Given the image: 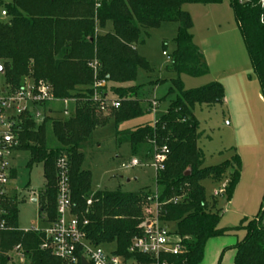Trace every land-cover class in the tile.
I'll use <instances>...</instances> for the list:
<instances>
[{
	"label": "trees",
	"instance_id": "1",
	"mask_svg": "<svg viewBox=\"0 0 264 264\" xmlns=\"http://www.w3.org/2000/svg\"><path fill=\"white\" fill-rule=\"evenodd\" d=\"M223 1L12 0L5 7L7 21L0 22V73L6 88L16 90L22 79L31 77L50 83L57 100H77L70 119L45 117L40 126L35 128L26 123L19 133L18 150L29 154L28 166L42 164L44 188L39 212L45 215V222H53L57 217L55 162L65 156L69 163L72 212L81 222H87V238L97 245H113L114 254L124 260H135L139 264L151 262L146 256L130 254L128 249L131 240L141 234L138 226L143 208L153 196L145 190L92 195L89 191L91 175L82 169L83 150L89 146L92 133L106 124L97 117L98 103L93 101V85L103 81L104 87L99 90L107 95L108 85H111L110 89L120 101V107L112 110L116 128L142 117L145 87L152 90L170 85L159 102L175 96L167 112L158 114L152 125L117 131L115 135L116 143L127 144L134 156L146 147L144 161L154 158L163 148L168 151L162 170L155 176V187L161 192L157 198L158 215L167 227L174 226L170 229L171 235L180 241L182 252L162 255L159 264H200L209 240L236 230L218 228L219 213L213 211L214 206H208L202 182H227L222 198L229 202L240 180V158L234 155L221 165L203 167L204 156L198 148L199 122L194 116L196 106L222 104L224 89L221 84L212 83L184 90L180 81L181 75L199 78L208 73L204 58L192 41L191 18L182 11V6L214 5ZM227 1L264 98V0ZM108 23L111 31L98 34L97 30H103ZM163 24L177 26L170 63L165 67V72L175 78L150 80L139 85V71L150 74L152 69L137 53V46L143 45L150 32ZM92 63L98 66L96 74L90 67ZM76 87L89 89L72 97L70 93L75 92ZM49 122L55 142L52 149L46 141ZM10 176L15 180V171ZM173 199H178V203H171ZM88 200L91 201L89 206ZM3 209L7 229L0 235V264H9V253L17 248L26 258L23 264H64L48 250L41 249L42 232L19 230L16 196L5 198ZM256 217L259 220L243 223L241 229L245 237L233 247V264H264V227L261 224L264 193Z\"/></svg>",
	"mask_w": 264,
	"mask_h": 264
},
{
	"label": "rangeland",
	"instance_id": "2",
	"mask_svg": "<svg viewBox=\"0 0 264 264\" xmlns=\"http://www.w3.org/2000/svg\"><path fill=\"white\" fill-rule=\"evenodd\" d=\"M11 3L12 0H0V12L5 10V7ZM187 7L188 6L184 5L182 11L187 9ZM2 20L4 19L0 16V22H2ZM195 20L197 24V19L195 18ZM176 27L175 24H163L160 29L150 32L149 38L145 40L143 45L137 46V53L149 63L152 69L150 74L139 71L137 84L142 85L147 81L156 79L169 80L175 78V75L165 72V67L169 65L170 59L162 56V52L165 50L168 57H170V54L173 52ZM217 61L220 62L221 59H217ZM182 79L184 81H182ZM29 80L31 81L34 79L31 77L24 78L21 81V85ZM34 81L48 83L44 80ZM180 81L183 83L185 89L192 90L189 89L190 85L187 82L192 81L190 77L182 76L180 77ZM48 84L50 85V83ZM0 86L6 87L1 73ZM110 86L108 85L106 90L108 100L120 102L113 94ZM226 86L228 89V104L224 106H222V104L214 105V108H210L211 110H209V112H207L208 110H206V108H203L202 113H199V110H197L198 117L202 122L201 127L205 131V137L203 136L201 142L208 144V147L212 151L216 150L218 147L225 146L221 152L222 157L218 158L216 155L213 156V158H207L206 162L203 163V167L216 166L222 161H228L234 155H238L232 150V147L230 148L229 146L232 138L227 130V124L229 123L232 129V126L237 127L239 119H243L242 121L246 124L254 125V123H252L253 118L255 120L253 113H257V109L259 110V106L252 103L247 106L235 105V100H232V90L228 85ZM169 87V84L157 86L152 90L145 87L143 92L146 95L141 103V108L144 113L142 117L129 121L117 128L113 122H109V120L113 121L112 110L114 109L108 104V110L103 113L100 112L98 106H96L97 117L101 122H106V124L100 126L92 133L89 146L83 150L84 159L82 165V169L88 171L91 175V188L89 191L92 195L95 193H113L116 191L121 193H137L145 190L155 199L159 197L161 192L155 187V176L157 172L153 166V158H148L147 161L143 160L146 157L147 148L143 147L138 155L134 156L131 154V150L127 144L118 145L116 143L115 135L117 131L120 132L122 127L131 128L139 125H149L158 114L167 112L169 103L175 96L161 102H159V100L164 98ZM87 89H89V87H76V91L71 92L70 95L72 97L76 96L80 91H85ZM63 101H67L68 104L67 112L70 114L67 118H65L63 113L65 110ZM63 101L50 105L53 114L48 117L51 119L68 120L73 116L77 100L73 98ZM212 109H214L215 112ZM245 115L247 118H242ZM258 120L259 126L257 129H259V132L256 131L257 129L255 127H251L252 132L250 133V139L248 138L247 142H244V144L247 143L246 148L251 147L252 149L253 147V150H248V152L242 151L244 162L243 168L240 169L241 179L235 188L232 199L227 202L226 199L221 197H213V193L221 188L222 183L218 184L210 180H204L202 182L208 206L210 208L214 206L213 211L219 213L220 222L218 228L236 230L227 233L223 237L212 240L200 264H233L235 250L231 246L245 237V231L241 229L244 226V221L247 220L249 223L251 220L257 218L256 216L260 210L264 193V122L260 121V118H258ZM19 136L20 134H18L20 146L21 141ZM46 141L48 146L52 149L55 142L50 122L46 125ZM18 147L9 158L10 167L16 170V178L10 181L9 188L11 190L10 195L16 196L17 199V225L21 231L43 229L45 228V223L42 220L44 214L39 212L40 195L44 188L42 164L36 163L28 166L29 154L18 150ZM261 149L263 153L260 152ZM256 151L257 153H255ZM254 158L258 161L256 160L254 164L250 163L252 161L250 159ZM133 159L139 162L138 167H130V163ZM247 160L250 161L248 162ZM229 174L230 171L227 173V178ZM89 201L90 200L87 202ZM154 212L153 206L146 203V206L143 208L141 223L147 219L153 218ZM168 228L170 230L173 229L174 226L170 225ZM105 247L109 249L113 247V245ZM9 258L12 264H23L26 262L25 256L19 250H14V252L9 253Z\"/></svg>",
	"mask_w": 264,
	"mask_h": 264
},
{
	"label": "built area",
	"instance_id": "3",
	"mask_svg": "<svg viewBox=\"0 0 264 264\" xmlns=\"http://www.w3.org/2000/svg\"><path fill=\"white\" fill-rule=\"evenodd\" d=\"M2 17H7L5 11ZM162 56L170 59L166 52ZM96 74L97 64H90ZM104 82H95L93 85V101L98 103L100 112L108 110V104L114 110L120 107L118 101L108 100L107 95L100 91ZM53 94L52 87L43 81L29 80L16 90L0 86V235L7 229L5 219L6 212L3 209L5 198L12 197L9 188L11 179L10 157L19 146L18 134L26 123L36 127L40 126L45 117L50 116L52 110L47 105L59 103ZM64 116L69 117L67 101ZM168 151L163 148L153 158V166L157 171L162 170V164L166 160ZM139 162L133 159L130 167H138ZM56 171V212L57 217L53 222H46V227L39 230L43 233V244L41 249L48 250L55 258L64 264H81L85 260L88 264H139L135 260H124L114 254V246L107 249L102 245L91 242L85 233L87 222H81L79 217L72 212L71 193L69 185V163L65 156L59 157L55 162ZM226 182L221 188L213 193L214 198H222L226 189ZM173 204L178 199H173ZM91 202H87L90 205ZM147 204L153 206L154 217L143 221L138 228L141 230L139 236L134 237L129 246V253L148 257V264H159L162 255H179L182 252L180 241L171 235V230L159 219V203L154 197L147 199ZM256 221L259 218L255 219ZM264 227V218L261 221ZM18 250V248L16 249Z\"/></svg>",
	"mask_w": 264,
	"mask_h": 264
},
{
	"label": "crops",
	"instance_id": "4",
	"mask_svg": "<svg viewBox=\"0 0 264 264\" xmlns=\"http://www.w3.org/2000/svg\"><path fill=\"white\" fill-rule=\"evenodd\" d=\"M185 6L188 7L184 10V12H186L190 16L192 21V29L190 30V33L192 35L193 44L202 54L204 61L208 67L207 75L199 78L190 77L192 81H187L190 85L189 89H197L212 83H219L224 89L225 97L222 103V106H224L228 104V89L226 86L228 85V87H230V89L232 90V100H235V105L238 104L241 106H247L248 104L252 103L259 106V110L256 108L257 113H253V116H255V120L253 118L252 123H254V125L246 124L242 121L243 119H239L237 127L232 126V129L230 124H227V130L232 138L229 146L230 148L232 147V150H234L235 153L239 155L242 169L244 162L242 151L248 152V150H253V147L252 149L251 147L246 148L247 143L244 144V142H247L248 138L250 139V133L252 132L251 127H255L256 129L258 128V118H260V121L264 122V98L262 96L259 82L254 75L243 38L240 34L229 2L227 0H224L220 4L214 5L187 4ZM183 7L184 5L182 6V9ZM1 18L4 19L2 20V22H5L7 20V17L1 16ZM195 18L197 19V24ZM175 30L177 32V27ZM110 31L111 24L108 23L103 30L98 29L97 33L103 35L109 33ZM217 59H221V61L218 62ZM182 76L184 75H181L180 77ZM182 81L184 80L182 79ZM184 90L187 89L184 88ZM203 108H206V110H208L207 112H209V110H211L210 108L214 107L202 105L196 106L194 109V116L199 122L200 139L198 141V148L203 153L205 163L207 158H213V156L216 155L218 156V158L222 157L221 152L225 146L218 147L216 148V150L212 151L208 147V144H204L201 142L203 136L205 135V131L201 127L202 122L198 117L197 110H199V113H202ZM212 110L215 112L214 109ZM242 118H247V116L245 115ZM154 121L150 123V125H152ZM109 122L113 121L109 120ZM125 123H122L120 125H123ZM141 126L142 125L131 128L122 127L120 132L133 131ZM256 131L259 132V129H257ZM260 152H262V149ZM255 153H257V151ZM252 154L255 155L254 153ZM250 160H252L250 163L254 164L257 159L254 158ZM250 160L247 161L249 162ZM225 161H222L218 165H221ZM12 171H15L16 175V170L14 168L12 169ZM42 220L44 221L46 227L45 215L43 216ZM214 239H211L207 242L204 250V256L206 249L209 247V243ZM236 244L232 245L231 247H234ZM9 264H12L11 260Z\"/></svg>",
	"mask_w": 264,
	"mask_h": 264
},
{
	"label": "water",
	"instance_id": "5",
	"mask_svg": "<svg viewBox=\"0 0 264 264\" xmlns=\"http://www.w3.org/2000/svg\"><path fill=\"white\" fill-rule=\"evenodd\" d=\"M81 264H88L85 260H81Z\"/></svg>",
	"mask_w": 264,
	"mask_h": 264
}]
</instances>
